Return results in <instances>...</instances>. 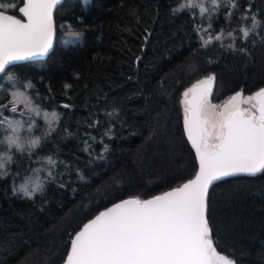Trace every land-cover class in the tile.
Wrapping results in <instances>:
<instances>
[{
	"label": "trees",
	"instance_id": "obj_1",
	"mask_svg": "<svg viewBox=\"0 0 264 264\" xmlns=\"http://www.w3.org/2000/svg\"><path fill=\"white\" fill-rule=\"evenodd\" d=\"M22 1L0 0V10L21 19ZM181 1L62 0L49 53L0 75V113L8 114L12 80L58 114L31 151L51 160L43 194H16L19 166L0 178V264H61L72 236L100 210L192 178L183 122L192 85L211 75L215 102L264 87V0H239L232 10L219 0L202 14L178 9ZM203 25L212 34L234 27V36L203 46ZM66 30L82 42L63 47ZM206 219L216 252L264 264V171L211 185Z\"/></svg>",
	"mask_w": 264,
	"mask_h": 264
},
{
	"label": "snow or ice",
	"instance_id": "obj_2",
	"mask_svg": "<svg viewBox=\"0 0 264 264\" xmlns=\"http://www.w3.org/2000/svg\"><path fill=\"white\" fill-rule=\"evenodd\" d=\"M59 2L26 0L19 12L27 23L0 11V73L11 62L49 50L52 10ZM69 36L79 34L70 31ZM213 79L200 82L198 103L191 120L186 116L184 121L199 161L195 179L152 199H125L101 212L71 239L66 264H227L209 239L207 198L215 181L264 171V102L208 118L202 109ZM22 96L17 93V100ZM257 96L264 97V89Z\"/></svg>",
	"mask_w": 264,
	"mask_h": 264
},
{
	"label": "rangeland",
	"instance_id": "obj_3",
	"mask_svg": "<svg viewBox=\"0 0 264 264\" xmlns=\"http://www.w3.org/2000/svg\"><path fill=\"white\" fill-rule=\"evenodd\" d=\"M219 0H183L177 6L178 9L180 8H194L199 13H203L207 10H212L214 6L217 4ZM229 1V7L232 10L235 5L237 6V2L239 0H227ZM4 7L6 5L0 4ZM19 19V18H18ZM235 30L234 27L231 29L224 31L223 33L212 34L206 25L198 27V33L200 36V40L203 46L208 45L210 42L219 40L223 38H232L233 31ZM71 30H66L63 40L64 43L78 41V38H73L69 36V32ZM73 32V31H71ZM208 77L203 78L201 81L206 80ZM11 88H10V105L7 106L8 114L0 113V139H3L6 136L11 135L10 126L20 122L22 125V131L26 133L28 136L31 137H41L43 136L48 130L53 128L55 125L56 120H51V114L55 111L53 110H45L39 108L36 104L31 101V105L34 108L33 112L26 113L25 106L18 102L16 94L22 93L23 96H27L25 89L18 87L12 80ZM198 82V83H200ZM197 84V83H195ZM213 81L211 83L212 90ZM187 92V91H186ZM184 94V93H183ZM252 94H243L241 92H236L222 101L215 102L212 98V93L210 96L206 97V100L203 104V115L208 118H216L217 114L219 113H232L233 110L239 108L241 110L248 109L252 105H256L255 101L252 100L251 102H247L249 97H252ZM185 96V95H184ZM235 97V99H233ZM184 101V100H183ZM215 106V107H213ZM13 108L16 111H13ZM187 106L185 102H183V110L184 115ZM47 114V117L45 116ZM6 151L9 154V159H11V164L8 166V171L14 172L19 166V170L23 171L20 180H15L13 188L16 189V185L25 177V176H34L36 180L40 183H44L46 178L50 176V164L51 160L49 158H38L34 157L31 153L32 149H29L22 153H16L14 149L11 148L10 145L0 144V152ZM26 168V169H25ZM16 173L13 175L14 179L16 178ZM217 256H222L224 261H227V264H235L229 257L220 254L217 252ZM215 264H223L221 261H216Z\"/></svg>",
	"mask_w": 264,
	"mask_h": 264
},
{
	"label": "clouds",
	"instance_id": "obj_4",
	"mask_svg": "<svg viewBox=\"0 0 264 264\" xmlns=\"http://www.w3.org/2000/svg\"><path fill=\"white\" fill-rule=\"evenodd\" d=\"M74 33H78L73 31ZM78 39L82 42L83 36L81 33H78ZM61 45L63 47L70 46L69 44L64 43L62 40ZM21 104L25 106L26 113H30L34 111V108L31 105V99L27 96H22L19 101ZM55 114V117H53ZM58 118V114L53 112L51 114L50 119L56 120ZM15 129V131H14ZM11 135L0 139V144L10 145L12 149L15 150L16 153H22L29 149H34L38 146L39 137H31L22 131V125L20 122L10 126ZM11 159H9V154L4 151L0 152V178L7 176L8 174V166L11 164ZM45 190V185L36 180L34 176H25L17 185H16V194L21 195L25 198L31 199L36 195L43 194Z\"/></svg>",
	"mask_w": 264,
	"mask_h": 264
},
{
	"label": "water",
	"instance_id": "obj_5",
	"mask_svg": "<svg viewBox=\"0 0 264 264\" xmlns=\"http://www.w3.org/2000/svg\"><path fill=\"white\" fill-rule=\"evenodd\" d=\"M25 2H26V0H23V1H22V4L18 7V14H19V16H20V18H21L20 20H21L22 23H27V18L24 17L23 14L19 12V8H20V7H23V5H24ZM61 2H62V0H60V2H59L58 4H56L55 7H54L53 10H52V24H53V12H54L55 8H56ZM0 11H2V10H0ZM4 12H5V11H4ZM5 13H6V14H9V13H7V12H5ZM53 40H54V25H53ZM52 45H53V43H52ZM51 48H52V46H51V47L49 48V50H48L45 54H43V55H41V54H36V55H34V56H32V57L25 58V60H22V61L11 62L8 66H10V65H12V64L20 63V62L29 61V60L42 59V58H44V57L49 53V51L51 50ZM8 66H6V67H8ZM5 69H6V68H5ZM2 73H3V72H2ZM2 73H0V75H1ZM202 87H203V86L200 85V83H197V84L192 85V86L187 90L188 95H187V96H184V102H185V104H186V106H187V109H186V111H185V115H184V118H183V122L185 121L186 116L189 118V120H191V115H192V112H193V110L195 109V107H196V105H197V103H198V100H199V94H200V89H201ZM208 87L211 88V84L208 85ZM193 88H196L197 91H196V92L191 91ZM262 89H264V87L259 88L258 90H256V91L253 92V94H252V97H253V96H256V99L254 100L255 103H256V105H258V104L261 103V102H264V97H259V96H257V93H258L260 90H262ZM237 109H239V108H236L235 110H237ZM235 110H233L232 112H234ZM240 110H241V109H240ZM184 126H185V123H184ZM185 139H186L187 143L189 144L190 148L192 149L193 154H194V157H195V160H196V171H195L193 177L190 178V179H195L196 174L199 172V161H198V158H197V155H196V150L192 147V141H190L189 138H188V132L186 131V128H185ZM256 174H257V173H256ZM234 176H252V175H248V174L240 173V174H236V175H234ZM234 176H231V177H234ZM227 178H229V177H227ZM190 179H188V180H190ZM224 179H226V178H223V179H221V180H224ZM188 180H186V181L183 182V183L188 182ZM221 180H219V181H221ZM216 182H218V181H215L214 183H216ZM183 183L180 184L179 186H182ZM214 183H213V184H214ZM179 186H177V187H179ZM175 188H176V187L171 188V189H169V190H167V191L173 190V189H175ZM167 191H165V192H167ZM163 193H164V192H163ZM163 193L158 194V195H162ZM155 196H157V195H155ZM155 196H152V197H149V198H146V199H143V200L152 199V198H154ZM126 199H135V198H126ZM123 200H125V199H122V200H119V201H117V202H114L113 204H111V205L107 206L106 208L100 210L96 215H94L92 218H90L89 220H87V221L81 226V228H80V229H79V230H78V231L72 236V238H74V236H75L78 232H80V231L83 229V227H84L85 224L89 223L92 219H94V218H95L97 215H99L101 212L106 211L108 208L113 207L115 204L120 203V202H122ZM72 238H71V239H72ZM209 239H210V238H209ZM210 240H211V239H210ZM70 249H71V241H70ZM70 249H69V251H70ZM69 251H68V253H69ZM67 255H68V254H67ZM66 258H67V256H66ZM66 258L64 259V261H63L61 264H66Z\"/></svg>",
	"mask_w": 264,
	"mask_h": 264
}]
</instances>
